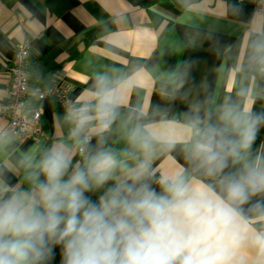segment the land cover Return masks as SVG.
<instances>
[{
    "label": "clouds",
    "instance_id": "clouds-1",
    "mask_svg": "<svg viewBox=\"0 0 264 264\" xmlns=\"http://www.w3.org/2000/svg\"><path fill=\"white\" fill-rule=\"evenodd\" d=\"M245 23L233 95L193 61L104 65L58 137L0 130V264H264V0Z\"/></svg>",
    "mask_w": 264,
    "mask_h": 264
},
{
    "label": "crops",
    "instance_id": "crops-1",
    "mask_svg": "<svg viewBox=\"0 0 264 264\" xmlns=\"http://www.w3.org/2000/svg\"><path fill=\"white\" fill-rule=\"evenodd\" d=\"M233 4L240 0H0V130L9 129L1 114L10 90L9 68L16 48L27 40L32 45L31 86L48 87L58 77L73 100L104 65L140 75L141 69L166 67L167 53L178 63L193 61L196 81H205L217 98L233 95L239 84L235 65L243 59V46L229 45L246 40L245 21L254 3L243 0L240 16L232 14ZM145 97L161 102L151 89ZM39 105L46 130L52 139L58 137L57 116L63 109L54 99ZM183 107L177 102V108ZM255 107L259 111L261 102ZM16 140L21 150L35 142L21 141L17 135ZM261 140L264 129L257 144Z\"/></svg>",
    "mask_w": 264,
    "mask_h": 264
},
{
    "label": "built area",
    "instance_id": "built-area-1",
    "mask_svg": "<svg viewBox=\"0 0 264 264\" xmlns=\"http://www.w3.org/2000/svg\"><path fill=\"white\" fill-rule=\"evenodd\" d=\"M254 4L258 0H251ZM31 49L29 40L19 45L11 62L10 90L8 99L1 107V114L8 119L9 129L19 137V140H33L37 143L50 142L52 137L43 123V111L40 102L54 99L64 111V106L73 99L60 78L55 77L48 87L31 86ZM38 101V106H30V100Z\"/></svg>",
    "mask_w": 264,
    "mask_h": 264
},
{
    "label": "trees",
    "instance_id": "trees-1",
    "mask_svg": "<svg viewBox=\"0 0 264 264\" xmlns=\"http://www.w3.org/2000/svg\"><path fill=\"white\" fill-rule=\"evenodd\" d=\"M164 61H165L166 67H173V66H175V64L178 63L177 60L175 59V57L170 53H167ZM30 82H31V80H30ZM30 106H32V107L38 106V102L30 104Z\"/></svg>",
    "mask_w": 264,
    "mask_h": 264
}]
</instances>
